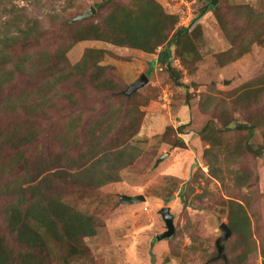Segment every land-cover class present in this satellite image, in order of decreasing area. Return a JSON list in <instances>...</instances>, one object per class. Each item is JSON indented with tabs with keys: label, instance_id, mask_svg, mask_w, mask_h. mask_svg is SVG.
<instances>
[{
	"label": "rangeland",
	"instance_id": "1",
	"mask_svg": "<svg viewBox=\"0 0 264 264\" xmlns=\"http://www.w3.org/2000/svg\"><path fill=\"white\" fill-rule=\"evenodd\" d=\"M132 1L0 0V34L4 31L5 18L11 15L8 11L20 10L21 14L23 9L29 17L37 18L43 29L35 45L39 51L57 53L70 44L62 57L66 66L75 65L89 49L100 50L87 54L89 67L53 89L59 94L50 93L53 105L47 115L31 122L25 118L20 121L23 129L32 127L36 131L34 143L21 146L25 152L43 151L49 156L55 148L77 142L74 153H78L83 150L79 146L88 137L86 127L96 117L111 115L104 123L114 125L107 140L109 149L117 151L125 146L124 158H128L129 151L136 154L129 165L114 171L116 181L86 188L73 186L69 180L57 188L59 196L94 217L99 225L94 235L84 238L83 255L62 261L60 258L65 252L56 249L53 264H228L232 258L236 264H261L264 260V150L259 156H228L222 141L231 149L239 148L247 134L221 128L217 109L225 108L224 114L234 119L233 125L259 123L249 142L253 148L264 144V98L255 100L252 95L248 98L240 95L243 90L240 86L264 71V38L263 44L253 41L250 49L239 57L235 33L246 21L245 14L239 13L237 7L249 6L250 13H262L264 22V0H217L220 14L207 9L208 0H156L165 12L177 18L171 34L182 26L195 31L189 33L195 58L188 56L183 61L175 47H170V64L175 75L163 62L156 63L163 45L154 52H145L110 41L73 38L83 31V24L103 23V17L113 8L126 7ZM90 7L94 10L91 16L74 20ZM257 28L258 24L247 28L244 36L249 37L254 29L256 35L264 36ZM96 55L100 58L92 64L89 58ZM97 64L104 67L99 78L108 79L112 89H98L89 81L90 73L98 72ZM141 74L147 75L148 82L131 95L123 94ZM40 85L39 80L18 77L8 90L17 94L37 88L39 92ZM122 111L140 121L133 136L122 131L129 125L128 121H121ZM77 118L79 123L73 121ZM212 122L216 129H222V137L215 143L209 136L203 139L201 135L203 127L207 124L210 130ZM207 148L216 153L215 166L228 177L223 182L210 175L208 158L204 156ZM7 151L13 149L5 148L1 153ZM161 156L164 158L156 163ZM105 166L106 163L100 168ZM241 168L250 170L252 180L236 187L230 171ZM73 169L76 170L75 167L67 170ZM122 194L142 195L145 199L121 204L118 200ZM4 199L0 196V219ZM232 200L244 204L249 214L256 248L246 262L241 258V234L229 226V239L221 241L227 261L226 257V262L216 257L215 241L222 235L218 226L222 222L229 225V220L237 217V203ZM164 206L173 215L175 232L170 238L158 241L155 236L165 230L159 214Z\"/></svg>",
	"mask_w": 264,
	"mask_h": 264
},
{
	"label": "trees",
	"instance_id": "2",
	"mask_svg": "<svg viewBox=\"0 0 264 264\" xmlns=\"http://www.w3.org/2000/svg\"><path fill=\"white\" fill-rule=\"evenodd\" d=\"M217 7L218 5L211 6L208 2L207 9H213L220 14ZM237 9L246 16L243 27L238 26L235 32L238 41L236 52L240 57L250 49L253 41L263 44L264 36L256 35V29L249 37L244 36V31L258 24L257 29L262 30L264 35V22L263 14L250 13L252 9L249 6H238ZM21 10V14L20 10L8 11L11 15L5 18L4 31L0 34V196L5 198L0 219V264H53L52 256L56 249L62 252L64 250L65 254L60 258L62 261L83 255L84 238L94 235L99 225L94 217L86 215L59 196L57 188L69 180L73 181V186L86 188L116 181L118 177L114 171L129 165L136 154L129 151L128 158H124L125 146L117 151L109 149L107 140L112 129L114 130V125L104 123L111 115L96 117V120L86 127L88 137L83 141V146H79L83 147V150H79L78 153H74L78 147L77 142L72 145L63 144L55 148L54 153L49 156L43 151L28 154L21 147L23 144L34 143L36 131L32 127L23 129L20 121L25 118L31 122L47 115L49 107L53 105V94H50L55 91L53 89L81 73L83 68L89 67L90 62L87 60L89 52L100 51L89 49L75 65L66 66L62 57L70 44L63 50L59 49L57 53L39 51L35 45L43 31L41 24L37 18L29 17L23 9ZM103 18V23L83 24V31L73 35L75 41L84 39L110 41L145 52H154L158 46L163 45L156 63L163 62L172 75H175V72L170 64L172 56L170 47H175L177 55L183 61L188 56L195 58L189 35L195 31L182 26L171 34L177 18L165 12L156 0H133L126 7L113 8ZM80 22L82 21L75 23ZM223 29L225 31V25ZM97 55L93 59L89 58L92 64L99 60L100 57ZM95 68L98 72L90 73L89 81L98 89H112L108 79L99 78L102 74L100 70L104 67L97 64ZM18 77L39 80L41 90L38 92L36 88L27 93L13 94L8 87ZM240 88L243 89L240 92L241 96L245 95L248 98L252 95L255 100L263 99L264 71L242 84ZM54 94H59V91H55ZM62 95L66 97L65 94ZM67 99L70 100V96ZM224 109H217L220 113L218 119L221 128L247 134L239 148L231 149L227 142L222 141L221 146L225 148L228 156L261 155L264 144L253 148L249 142L260 124L236 122L233 125L234 119L228 118L227 114H224ZM73 121L79 123L80 118ZM121 121L129 122L122 130L128 133V136H133L139 129L138 118L128 115L125 111L121 113ZM210 127L209 130L206 124L201 135L203 139L209 136L215 143L222 137V129H216L214 122ZM118 129L121 130L120 127ZM5 148H11L13 151L2 154L1 151ZM204 156L208 158L210 175L222 182L228 179L222 174L221 168L215 166L217 155L213 150L205 149ZM104 163L106 166L101 169ZM70 167H75L76 170L69 172L67 169ZM230 174L236 187L245 186L252 180V173L248 168L231 170ZM232 203H237V217L229 220L228 226L241 234L239 243L243 253L241 258L244 259L242 262H246L247 256L256 248L252 239L249 214L244 204L236 201ZM230 208L232 210L231 205ZM230 249L233 251L232 247ZM225 251L230 252L228 249ZM232 263L236 264L233 258L229 259L228 264ZM261 264H264V260Z\"/></svg>",
	"mask_w": 264,
	"mask_h": 264
},
{
	"label": "water",
	"instance_id": "3",
	"mask_svg": "<svg viewBox=\"0 0 264 264\" xmlns=\"http://www.w3.org/2000/svg\"><path fill=\"white\" fill-rule=\"evenodd\" d=\"M216 3H217V0H209V4L211 6H215ZM206 7H208V6H206ZM93 13H94V10L92 7H90L85 12H83L82 14H78L74 18V20L85 19L86 17L91 16ZM147 82H148L147 75L141 74L134 82L129 84L125 88V90H123V94L131 95L132 93H134L135 91H137L138 89L143 87ZM162 158H164V156H161L160 158H158L156 163L159 160H161ZM144 199L145 198L142 195L122 194V195H120L118 203L133 204V203H137L140 201H144ZM159 214L165 223V230L162 233L155 236V239L158 241L170 238L175 232V227H174V223H173V215L170 212V208L168 206H164V207L160 208ZM218 229L222 231V235L219 236L215 241V246L217 249V256L216 257L217 258H223L225 260V256L223 254V245L221 244V241L226 240L231 235V231H230V228L228 227V225L224 222L220 223V225L218 226Z\"/></svg>",
	"mask_w": 264,
	"mask_h": 264
}]
</instances>
